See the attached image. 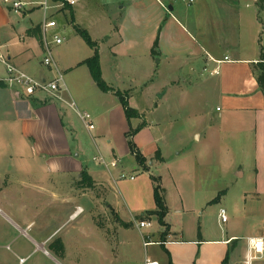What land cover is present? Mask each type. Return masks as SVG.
<instances>
[{
	"label": "rangeland",
	"instance_id": "374dc122",
	"mask_svg": "<svg viewBox=\"0 0 264 264\" xmlns=\"http://www.w3.org/2000/svg\"><path fill=\"white\" fill-rule=\"evenodd\" d=\"M25 1L33 2V5H29L28 12L23 14L12 11L3 0H0V48L3 55L8 57L9 54L13 55L27 48L20 43L19 34L30 25L31 20L37 22L46 16H48V20H56L59 26L58 32L65 37V41L62 45L54 44L52 46L53 50H56H54V55L58 61L59 69L66 74V85L82 99L84 104L97 106V111L104 113L107 111V107L104 109L96 95L92 94L94 90L100 92V89L96 84H91V75L87 65H80L70 70V67L77 61L84 60L94 54L93 49L83 38L76 35L73 26L86 30L80 20L83 17L87 19V25L94 24L89 31H91L92 39L93 37L99 39L98 41L93 39L98 47L102 43L100 56L103 78L108 84L118 83V89L129 91L131 106L143 111L144 115L141 120L136 121V124L140 125L147 121L154 124V129L150 134L157 137V143L145 149L156 148L158 150L160 148L162 155L169 161L168 164H164L156 163L153 160L156 164L150 166L149 171L155 176H162L165 184L163 187H166L169 192L168 202L172 210L168 219L170 223L172 221L174 230L177 231L171 239L190 241L202 231L208 240H222L235 234L241 240L240 244H243L247 236H264V199L253 201V194H247L254 189L253 158L242 155L239 149V139L236 138L239 135L231 137L218 126L214 128L216 122L211 118L214 111H210L211 105L214 104V98H209L207 102V98H205L207 93L204 94L201 86L194 84V75L199 76V72L193 74L191 71V76H188L186 70L179 69L178 61L162 60L160 62V57H155L145 65L141 64L138 59L132 61V59L121 58L120 62L125 65V71L121 74L120 79H116L114 71L116 61L107 46L110 36L107 30L109 28L108 15L112 16L111 11L115 9V4L118 5L120 0H100L105 4L106 11L103 13L100 10L97 14H92L90 8L85 7L84 1L72 0L71 5L74 7L76 5L77 8L75 22L72 23H70V12L64 9L62 3H53L48 0L50 8L45 13L40 6L44 0ZM254 5L256 9L261 10L258 4L254 3ZM260 12L259 16L262 28H264V9ZM262 34L264 39V32ZM28 46H32L36 53L33 67L36 71L44 72L45 68L40 64L42 54H40L35 41L30 40ZM149 67H152L151 73ZM187 68L189 69V66ZM5 71V64L0 61V78L5 75ZM183 77L186 81H183ZM41 95L48 100L56 99L51 95ZM90 95L92 96L90 97ZM6 105L4 102L0 103V186L8 183L9 193L6 197L17 203L23 195L17 180L19 178L33 180L34 178L32 173H28L26 178V174L23 175L20 170L23 167L39 166L41 161H21L19 154L26 152L29 146L22 137L20 123L14 120L11 107L9 109ZM98 119L96 129L90 131L74 111L68 112L65 121H72L77 136L75 137L71 132L67 134L68 143L64 139L59 142L61 147L64 146L65 151L68 149V145L73 154L79 153V159L90 168L95 176L96 174L100 176L104 170L113 168H108L100 163L104 166L102 167L95 160V157L103 156L108 162H111L110 143L114 141V137L107 132L105 123L107 114L106 116L99 115ZM197 134H201L200 139L197 138ZM145 136H147L146 133ZM155 153L156 150L154 155ZM178 153H181L180 158L184 159L183 164L187 166L184 168L190 172L187 177L190 182L187 190L189 194L194 193L193 182L195 179L192 175V170L195 169L194 158H199L205 171L208 166L214 168L210 179V191H214V198L217 200L207 205L204 214L196 215L195 211L182 216L181 213L175 212L182 206L170 177L169 164L173 163L177 166L175 162L178 160ZM160 156L158 153L154 159L158 160ZM119 158L121 160L119 167L126 178L119 179L118 186L111 179L109 193L106 189L95 184L89 188L81 186L79 183L81 177L75 173L56 172L54 174L57 196H67L71 192L73 203L68 205L57 200L55 223L57 228L60 227L58 232L61 233L54 241L55 250L49 255L45 253L46 257L43 256L44 252L40 254L33 252L37 255L31 258L27 264H144L146 257L157 259L162 264H168L170 256L161 245L145 243L157 240L164 243L166 239H169L170 229L166 230L161 226L157 218L152 221L147 220L151 222L150 226L140 227V213L133 211L135 203L134 180L129 177L130 175H134L135 178L139 177L145 171L138 167L135 156L131 153ZM25 159L30 160L27 157ZM241 168L245 171L243 177L238 175ZM8 175L10 179L7 181L6 176ZM27 191L26 194H28ZM218 197L220 198L218 199ZM106 200L119 205V214L110 211ZM221 208L226 210L228 216L226 223H222L219 217ZM77 216L78 218H76ZM146 219L150 220V218ZM12 234L16 235L17 232L13 231ZM0 241L3 242L4 239ZM65 243L67 244L65 245ZM11 246L14 252L0 247V264H15L18 261L15 247ZM169 248L174 251L177 261L189 264L199 263L202 256L210 264H220L227 252V246L217 242L205 245L184 242V244ZM231 257L233 264L238 262V250L231 252ZM240 260L242 264V258ZM255 264H264V256Z\"/></svg>",
	"mask_w": 264,
	"mask_h": 264
},
{
	"label": "crops",
	"instance_id": "0c3cea01",
	"mask_svg": "<svg viewBox=\"0 0 264 264\" xmlns=\"http://www.w3.org/2000/svg\"><path fill=\"white\" fill-rule=\"evenodd\" d=\"M81 1L85 2V7H89L92 14H97L100 10L103 13L106 11L105 4L100 0ZM185 1L187 3H184ZM260 1L120 0L118 5L115 4V9L111 11L112 16L108 15L109 28L107 30L110 33L107 46L116 61L114 69L116 79H120L122 77L121 74L125 71V65L120 62L121 58L132 59V61L138 59L141 64L145 65L146 62L155 59V57H160V62L162 60L167 62L178 61L179 69L186 70L188 76H191V71L193 74L195 72L200 73L199 76L194 75V84L201 86L204 94L207 93V97H205L207 102L209 98H214V104L210 107V111H214L211 115L212 121L216 122L214 128L218 126L219 129L224 130V133L231 137L239 135L236 138L239 139V149L242 155L253 158L254 189L252 192L247 193L248 195L253 194V201L255 199L259 201L264 199V86L259 82V77L263 71L262 68H264V39L262 36L264 28H262L259 16L260 11L264 9V0ZM70 2L73 3L72 0ZM254 3L260 6V11L255 8ZM168 7H172V10L170 11ZM72 13L73 15L70 12V23L75 22L76 5L75 7L72 6ZM43 20V17L37 22L31 20L30 25L19 34L20 43L27 48L19 53L9 54L7 59L38 79H50L53 77L54 72L42 64L44 55ZM80 20L83 27L91 35L89 30L94 24L87 25V19L84 17L80 18ZM58 27L50 29L49 33H59ZM76 35H78L77 32ZM62 37L65 41V37ZM93 39L95 41L99 40L94 37ZM30 40L35 41L40 54H42L40 64L45 68L44 72L36 71L35 67H33L36 53L32 46H28ZM156 42L158 45L154 49ZM101 44H99V53ZM210 57L222 62L217 63ZM225 58L228 59L226 60ZM82 61H77L70 67V70L84 65L81 64ZM187 66H189V69ZM205 68L207 71H205ZM214 70L218 71V73L213 74ZM149 72H152V67H149ZM64 75L66 76L65 72ZM183 81H186L184 77ZM91 84H96L92 76ZM117 84L109 85L116 90H121L118 89ZM66 88L65 91L61 92L62 97L67 100H75L81 110L92 114L95 128L93 130L89 129L90 131L96 129V121L99 115L106 116L107 114L108 122L105 121L107 132L114 137V141L110 143L111 159L130 154L126 137L130 124L119 98L112 92L105 93L101 91L100 88V92L99 90H94L92 94L96 95L97 100L102 103L104 109L107 107V111L101 113L97 111V106L84 104L82 99L72 92L68 86ZM1 102L6 103V107H9V109L11 107L10 110L13 112V117H15L14 120L20 123L22 137L29 146V151L26 150V152L19 154L21 161H41L39 166H32V168L23 167L20 170L23 175L26 174V178L28 173H32L34 178L33 180L25 178L17 180L19 189L23 191L22 198L17 203L10 201L6 197L9 193L8 183L0 186V240L4 239L3 242L0 241V247L14 252L11 246L13 245L18 257V261L15 264H27L31 258L37 255L33 254V252H38V254L44 252L43 256H45V253L49 255L50 252L55 250L54 241L57 235L61 233L58 232L60 227L57 228L55 223L57 200L68 205L73 203L71 192L67 196H57L54 179L56 172L75 173V175L81 177V171L85 170L93 178L95 185L106 189L109 193L111 179L118 186L119 175L123 171L120 167L106 169L102 174L100 173V176L96 174V178L90 168L79 159V153L73 154L68 145L66 151L63 149L64 146H60V140L64 139L68 143L67 134L72 132L75 137L77 136L72 121H65L68 117V112H73L74 110L64 102L57 99H45L41 94L31 97L25 96L17 90L10 89L6 83L0 81ZM137 110L141 113V117L131 120L133 128L139 126L136 121L141 120L144 116L143 111ZM153 126L154 124L151 121H147L146 125L134 137L139 150L148 160L149 170L150 166L156 163L168 164L169 162L162 155L160 148L158 150L156 148L152 150L149 148L145 149L157 143V137L150 134L154 129ZM145 133L147 136H145ZM196 136L200 139L201 134ZM94 138L96 137L94 136ZM147 143L148 145H146ZM155 150V155L158 153L161 155L158 160L154 159ZM177 155L178 160L175 162L177 166L173 163L169 164L170 177L182 206L175 212L181 213L182 216L195 211L196 215L204 214L207 205L217 200L214 198V191H210V179L214 173V168L208 166L205 171V167L199 158H194L195 169L192 170V175L195 179L193 182L194 193L189 194L187 190L190 182L187 177L190 172L184 168L187 166L183 164L184 159L180 158L181 153ZM25 157L30 158V160L25 159ZM97 164L102 166L100 163ZM149 170L136 178L133 175L135 196L133 211L139 212V217L144 216L145 212L156 208L154 182L151 178L152 175H155L151 174ZM238 175L241 177L245 175L243 168L239 169ZM156 177L161 178L163 187L165 184L162 176ZM6 178L8 181L10 179L9 175ZM27 190L30 191L28 192ZM163 190L169 209L166 217V222L170 226L169 239H166L163 243L170 256L168 264H189L184 261H177L174 257V251L169 248L170 246L184 244V242L195 245L222 243L227 246L225 257L229 254L228 264H233L231 252L237 250L239 252V260L235 264H241L240 258L244 261L248 250V238L252 236H247L243 244H240L241 240L235 234L222 240H208L204 237V232L202 233V231L198 233L195 239L190 241L171 239L177 231L174 230L172 221L170 223L168 219V215L171 214L172 210L168 202V189L163 187ZM26 191L28 194H26ZM106 205L110 206V211L119 214L118 204L106 200ZM154 218L156 217L152 216L150 220H144L152 221ZM13 231H16L17 234L13 235ZM148 243L161 245L162 242L157 240L149 241ZM21 259H24V261H21ZM224 259L220 264H223ZM199 260L197 264H210L206 259H203V256ZM159 263L162 264L160 261Z\"/></svg>",
	"mask_w": 264,
	"mask_h": 264
},
{
	"label": "built area",
	"instance_id": "2783aa9c",
	"mask_svg": "<svg viewBox=\"0 0 264 264\" xmlns=\"http://www.w3.org/2000/svg\"><path fill=\"white\" fill-rule=\"evenodd\" d=\"M4 3L8 6L9 9L16 13L26 14L28 12L27 7L29 5H33V2H27L25 0H3ZM70 2V0H68ZM188 1V0H187ZM193 0H189L192 2ZM48 0H44L40 6L44 10L45 13L48 12L50 5ZM38 4V3H37ZM48 16L44 18L43 21V47H44V55L42 59V64L44 67L50 69L54 72V75L51 79H38L26 72L25 70L17 67L12 64L7 57H5L0 48V61L6 66V75L3 78H0L1 81H4L6 85L12 89L17 90L19 93L25 96H36L38 94H47L51 95L57 100L64 102L68 107L74 110L79 118L84 122L85 126L93 130L95 128L93 116L90 112L81 110L78 106L77 102L73 99L67 100L62 97L61 92L65 91L67 88L65 75L59 69L57 60L54 55L53 46L61 45L64 42V38L60 36L58 33L51 34L49 33L50 29L56 28L58 26L56 20H48ZM214 60L212 57H210ZM226 60L228 58H225ZM217 63L222 61L214 60ZM205 71L207 69L205 68ZM213 74L218 73V71L214 70ZM95 160L98 163L104 164L106 167H119L121 164V160L118 158L112 159L111 162H108L105 157L99 156L95 157ZM119 178H126V175L122 172L119 175ZM131 180H134V176L131 175L129 177ZM219 217L222 223H226L228 221V216L226 210L224 208L220 209ZM140 227L150 226L151 222L148 221H140ZM145 244H148L146 242ZM150 244V243H149ZM264 256V236H256L248 238V250L246 257L243 261V264H255L256 261L261 260ZM24 261V259H21ZM144 264H160L159 261L155 259H151L149 257L145 258Z\"/></svg>",
	"mask_w": 264,
	"mask_h": 264
},
{
	"label": "trees",
	"instance_id": "16d2710c",
	"mask_svg": "<svg viewBox=\"0 0 264 264\" xmlns=\"http://www.w3.org/2000/svg\"><path fill=\"white\" fill-rule=\"evenodd\" d=\"M53 3H62L64 9H67L72 13V5L68 0H51ZM77 34L83 38V40L90 46L94 54L91 57H88L87 59L83 60L81 64L87 65L91 76L96 83V85L101 89V91L105 93L112 92L114 93L120 100L121 105L124 109L125 115L129 121L130 129L126 133L128 146L130 153L135 156L137 165L141 167L144 171H148V160L147 158L142 154V152L139 150L138 146L136 145L134 141L135 135L146 125V122H143L136 128H133L131 125V120L133 118H139L141 117V114L139 111L135 108H133L130 105L129 99V91H121L116 90L112 86H110L102 75V69H101V61H100V53H99V47L97 43L92 39L90 33L87 30L81 29L78 26H74ZM157 42L155 43L154 49L157 47ZM153 49V51H154ZM262 74L259 77V82L262 86H264V68H262ZM153 182H154V198L156 203V208L152 211L145 212L144 216H141L142 221L146 218H150L152 216H155L159 222V224L166 228V230L170 229L169 224L166 222V217L169 212V209L167 207L165 197H164V190L161 184V178L156 176H151ZM80 185L84 187H92L94 185L93 178L86 172L85 170L81 171V179H80ZM217 199V198H216ZM162 247L166 250L163 243H161ZM167 251V250H166ZM229 262V254L225 257L223 264H228ZM172 264V263H171Z\"/></svg>",
	"mask_w": 264,
	"mask_h": 264
},
{
	"label": "water",
	"instance_id": "95a60500",
	"mask_svg": "<svg viewBox=\"0 0 264 264\" xmlns=\"http://www.w3.org/2000/svg\"><path fill=\"white\" fill-rule=\"evenodd\" d=\"M168 9L171 11L172 10V7H168Z\"/></svg>",
	"mask_w": 264,
	"mask_h": 264
}]
</instances>
